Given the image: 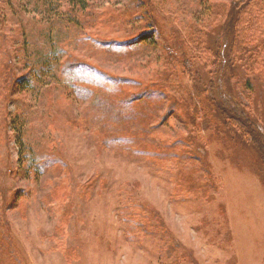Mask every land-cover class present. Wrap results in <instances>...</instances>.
Listing matches in <instances>:
<instances>
[{
  "label": "rangeland",
  "instance_id": "obj_1",
  "mask_svg": "<svg viewBox=\"0 0 264 264\" xmlns=\"http://www.w3.org/2000/svg\"><path fill=\"white\" fill-rule=\"evenodd\" d=\"M143 1L93 0L84 30L55 0H0V264H264V0L213 77L237 0H151L158 33Z\"/></svg>",
  "mask_w": 264,
  "mask_h": 264
},
{
  "label": "trees",
  "instance_id": "obj_2",
  "mask_svg": "<svg viewBox=\"0 0 264 264\" xmlns=\"http://www.w3.org/2000/svg\"><path fill=\"white\" fill-rule=\"evenodd\" d=\"M53 1V0H51ZM57 3H54V5L52 6V8L54 9L55 14L57 15V20L56 21H62L64 22L67 26H77L78 27H83L85 26L84 30H87V28H91V25H89V20L92 18L89 11L92 7V2L93 0H63V2L61 3V0H55ZM254 2V0H237V1H233L232 3L228 4V5H224L221 6V8H218V17H217V21L216 22V32L219 35V42L218 45L216 46V49L214 50V58H211L210 64L212 66V77L213 76H217L220 72L222 73L223 70V66L225 67V61H224V53L225 51L230 48V46H232V44H236V40L234 41L232 40V34L233 31L235 29H239V24L241 22L243 13L245 12V10H247L249 8L250 5H252ZM62 4V5H60ZM64 5V6H63ZM141 7H143V15L141 16V22H146L145 24V29H150L151 31H157L160 32V23L156 18L155 12L153 10L152 7V3L151 0H147V1H143L140 5ZM209 8V14H211L212 10L214 9V7H208ZM91 21V20H90ZM132 23L133 22H129ZM135 24V23H134ZM89 25V26H88ZM245 24H243L242 26H244ZM88 26V27H87ZM204 28V27H203ZM199 32H203L202 30ZM142 36V35H140ZM197 35V37H195V40L192 41L195 45H197V50L199 45H201L202 47L199 49L201 54H205L208 53V48L206 49L204 46L206 45L205 39H204V34ZM139 37V36H138ZM204 40V41H203ZM245 41V40H243ZM241 41L239 42V44L237 43L238 49H235V51L237 53H239V55L243 56V59L240 58L239 61L243 60L244 62L247 63V66L249 68L254 66V61L256 62L259 59V55H261V50L260 48H256L255 50L252 48L253 44L248 45V44H244V42ZM135 42V40H131L126 42L125 44L131 45ZM248 43V42H247ZM103 46H110V45H117L119 44V42H117V40H113L111 41V43H101ZM146 44V43H144ZM169 46V45H168ZM166 46V47H168ZM236 46V45H235ZM195 48V49H196ZM169 48H165V50H163V52L167 55L170 56L171 53H169ZM198 50V51H199ZM210 58V57H209ZM185 59V58H184ZM182 59L183 63V73L185 74H189L192 70V65L193 62L190 61L189 59L184 60ZM234 59V57H233ZM233 59H230V62L233 63ZM62 60V59H61ZM60 60V61H61ZM60 61L58 62V65H60ZM192 62V63H191ZM245 63V64H246ZM22 65L25 67L26 65L24 63H22ZM36 62L32 63V67H27L26 68H22L23 71H26L25 74H23L22 76L18 77L17 79H15V82H13V86L16 88H23V90H30V86L33 82L34 79H36V76L40 75L43 72V69H40V67H38ZM62 67V65H60ZM59 66V68H60ZM43 67V66H41ZM83 68V65L80 64H76V63H66L63 69V73L66 72V74L68 73H72L73 71L79 69V68ZM230 68V67H229ZM229 68H225L223 75L224 77H226V79H228L229 81L232 80V75H231V71ZM222 69V70H221ZM221 70V71H220ZM2 73H0L1 75ZM216 78V77H215ZM214 78V80H215ZM4 81V80H3ZM17 81V82H16ZM249 83V82H248ZM18 86V87H17ZM22 93V92H21ZM23 105L21 104L20 107H22ZM223 114L227 117V118H235L234 115H232L230 112H227L226 110L222 109ZM232 113L235 111H231ZM237 113L235 112V115ZM240 116V115H238ZM236 122L238 124H243L245 126V123H242V120L240 118L236 119ZM253 134V132H252ZM255 135V134H254Z\"/></svg>",
  "mask_w": 264,
  "mask_h": 264
}]
</instances>
